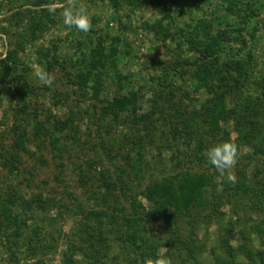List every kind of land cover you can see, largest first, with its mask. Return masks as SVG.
Here are the masks:
<instances>
[{"label": "rangeland", "instance_id": "obj_1", "mask_svg": "<svg viewBox=\"0 0 264 264\" xmlns=\"http://www.w3.org/2000/svg\"><path fill=\"white\" fill-rule=\"evenodd\" d=\"M148 1L163 3L162 12L150 2L133 8L130 0H78L91 19V29L85 33L63 24L60 12L67 0H0V154L15 151L14 143L17 148L16 143L26 137L20 163L12 160L11 167H4L5 160H0V205L21 215L0 216V264H102L91 258L87 247L75 251L74 263L66 259L65 253L72 241L81 243L75 234L82 228L83 218L74 214V206L83 205L86 212L104 206H96L92 198L97 190V174L100 171L112 176L116 164L126 167L122 159L126 153L130 154V163L135 162L137 156L130 140L147 133L142 126L136 130L133 124L125 127L112 123L111 117H102V109L115 97L135 94V104L121 114V119L131 122L136 112L153 113V119L164 112L174 121V109L179 108L195 125L205 145L200 154L196 136L189 145L178 144L173 149L167 144H147L142 160L150 169L141 175L140 184L134 180L126 185L132 196H138L159 178L191 169L213 180V185L206 187L207 201L213 191L227 195L223 187L237 189L241 181L254 188L264 185V110L256 113L252 109L258 98L264 104V0L253 1L258 14L249 28L256 30L253 42L246 29L238 28L241 18L227 12V0ZM49 4H55V14L48 11ZM159 23L163 26L160 33ZM203 26L223 41V61L236 55L249 61L238 93L224 94L228 88L220 82L221 73L216 72L221 67L213 68L208 79L212 91L193 81L195 71L207 67L202 62L203 46H199L206 41ZM100 41L106 56L112 49L115 52L103 69V91L99 99H94L90 88L96 87L94 82L92 86L80 85L77 76L87 72L89 53ZM9 53L13 59L16 54L18 71H14L12 61L5 64L11 65L10 72L5 70L2 61ZM41 69L54 77L51 87L35 77ZM220 109L224 110L223 118L219 127H213L210 117L218 115ZM56 123L67 126L58 133L52 127ZM15 125L22 127L18 134ZM53 135L66 152L57 150ZM224 141L238 146L231 170L235 183L209 162L200 163L210 145ZM140 169L146 171L147 166ZM138 199L147 211L151 210L145 198ZM45 200L49 203L47 210L40 208ZM122 204L128 206L124 200ZM253 207L252 203L241 206L234 201L221 209L225 214L223 225H231L235 231L233 238L226 239L234 249V257L224 244L228 230L222 231L218 223L195 225L193 216L174 217L173 227L189 250L168 246L167 223L146 218L144 225L147 236L161 245L157 253H165L172 264H264V205L260 211ZM109 237L114 249L105 260L107 264H142L143 251L124 250L113 234ZM242 244L250 250L249 255L240 251Z\"/></svg>", "mask_w": 264, "mask_h": 264}, {"label": "trees", "instance_id": "obj_2", "mask_svg": "<svg viewBox=\"0 0 264 264\" xmlns=\"http://www.w3.org/2000/svg\"><path fill=\"white\" fill-rule=\"evenodd\" d=\"M130 6L137 8L139 5L146 4L150 2L148 0H130ZM175 1V0H172ZM197 1V0H195ZM229 2V8L227 12L235 17H240L239 29L245 30L248 32V38L253 42L256 38V30L252 28L250 31L249 28L252 26V21L257 17L256 10L253 8V1L249 0L244 2L243 0H227ZM176 2V1H175ZM159 12H162L163 3L150 2ZM165 5V4H164ZM243 10L246 13H243ZM242 24V27H241ZM163 29L161 23L158 24V30L160 33ZM204 35L206 41L201 42L199 46L202 47L203 54V64L207 67H202L200 70L195 71L194 82H200L201 85L206 86L208 90H213V85H208V79L211 77L213 68H219L220 82H223L228 88V93L224 94H233L238 93L241 86V81L246 79L247 72L244 70L245 66L249 64V61L246 63L242 55H236L230 61H223L221 59V54L225 50L223 41L217 36L211 35L207 30L206 26H203ZM199 34V33H198ZM105 46L103 41H100L97 47L90 51V63L87 65V72H80L77 76L79 84L83 86H92L91 83L94 82L96 87H90L93 91L94 99H99L100 94L103 91V69H105V63L107 65L110 63L114 56V49L108 53L106 56ZM12 53L8 54V57L2 61L5 65L7 62L12 61L14 71H18L16 54H14V59L11 56ZM110 60V61H109ZM220 65V66H219ZM11 65L6 66L5 70L10 72ZM195 66V64H194ZM235 74V75H234ZM208 86V87H207ZM131 95L129 98L128 95ZM125 96L115 97L111 102L105 105L102 109V117L108 118L111 117V122L119 125L122 123L125 127L126 125L133 124L136 130L140 129L142 126L147 131L146 134L141 135L136 139L130 140L133 145V150L136 154V161L132 164L130 163V154L126 153L122 155V159L125 161L126 167L123 164H116V168L113 171L111 176L107 172H100L96 176V182H98L97 190L93 192L92 198L94 201H97V205H104L100 208H93L89 211H84L83 205L74 206V214H79L83 218L82 228H79L76 232V236L79 237L81 241L80 245H76L72 241L71 248H68L69 252L65 253L66 259L70 260L72 263L73 255L75 251H82V248L87 247L89 254L92 259H99L102 264H107L105 261L109 259V254L113 251V243L110 242L109 234H113L115 242L121 246L124 250H136L143 251L142 256L145 258L155 257L157 251L161 245L154 243L152 236H147L148 231L144 225V219H151L153 221H163L167 223V228L169 230V240L167 242L168 246H173L176 249L184 247L186 250V243L180 239L179 230L173 227L175 222L174 217L177 216H193V223L198 224H214L218 223L220 228L223 230H228L223 238H225V247L228 249L230 256L234 257L233 247L230 245L229 240L235 235L233 226L223 225L225 214L221 211L223 207L232 206L233 202L236 201L238 204L245 205V203H252L255 210L260 211L261 205H264V185H260L258 188L248 186L246 181L239 182L241 184L240 188H233L229 186H224L223 192L227 195L221 196L216 191L212 192L211 199L206 200L205 195L207 194V186L213 185V180L205 174H200L195 172L193 169L178 171L176 175H169L165 179H157L153 181L149 186H146L144 190L138 193V196H132L130 188H127L126 185L138 180L139 184L141 182V175L146 174L150 169L145 163L146 161L142 160L144 158V150L147 144H167L168 148L173 149L177 147L178 144H187L194 139V136L198 139V144L196 148L201 153L204 152L203 148L205 145L201 138L197 135L195 130V125L191 120H186L184 118V113L180 111L179 108H175V116L172 121L171 115H164V112H159L160 117L153 119L152 114L150 115H134L135 121H127V119H121V114L125 113L128 110V107H132L135 104V94L129 93ZM220 104H223L222 100ZM252 109L258 113L263 111V101L258 98L257 102L252 103ZM157 111V108H156ZM219 114L216 116L210 117L211 126L219 127V120H221L223 109L219 110ZM66 123H56L53 124L55 132L60 133L66 128ZM108 125L107 127H109ZM106 127V129H107ZM22 127L15 125L14 130L15 134L21 130ZM112 130V128H111ZM37 134L40 133L39 127L36 128ZM257 136L258 132L255 131ZM254 132V133H255ZM21 135V134H20ZM263 134L260 133V137ZM17 136V135H16ZM24 136V135H22ZM56 137V135H53ZM246 135V139L250 138ZM23 137L20 142H17V148L15 151H8L6 156L0 154V160H5L3 166L6 167L9 164V167L12 166V160L20 163V152H25L26 142ZM75 137H71V140ZM20 140V138H18ZM28 141V140H27ZM42 142V140H41ZM40 142V143H41ZM57 145V150L65 151L64 148H59L61 142L58 137L53 141ZM248 142V140H247ZM39 143V145H40ZM249 144V143H246ZM41 148V147H40ZM131 149V150H132ZM66 152V151H65ZM179 152V151H178ZM264 152V150H262ZM8 155V157H7ZM126 155V156H125ZM190 158V156H189ZM180 160H176L178 166ZM207 158L205 155L200 157V163H206ZM143 165L147 166L146 171L140 169ZM130 166L129 169H127ZM135 176V178H134ZM134 178V179H133ZM99 180V181H97ZM223 183H226L223 180ZM230 185V184H228ZM257 185V184H256ZM142 196L147 200L151 205V210H146L143 204L139 201V197ZM90 197V196H89ZM13 198V196H12ZM123 200L128 202V206L122 204ZM24 201V200H23ZM22 201V202H23ZM41 201L40 208L47 210L49 208V203ZM14 203V201H12ZM17 202V199H16ZM15 202V203H16ZM24 205L29 203L23 202ZM54 205H52L53 207ZM25 206H23V211ZM70 208V207H69ZM258 208V209H257ZM26 210V209H25ZM172 210V212H170ZM13 209L9 206L0 205V216L7 215L6 218H11L12 216L19 218L21 215L12 214ZM16 213V212H15ZM19 220V219H17ZM96 222V223H95ZM2 223L0 222V228ZM219 228V229H220ZM243 236V231L241 232ZM116 245V244H115ZM189 250V249H188ZM240 251L245 255L250 254V250L245 245L240 246ZM190 253L193 254L192 250ZM248 257V256H247ZM144 258V259H145ZM251 259V257H248Z\"/></svg>", "mask_w": 264, "mask_h": 264}, {"label": "clouds", "instance_id": "obj_3", "mask_svg": "<svg viewBox=\"0 0 264 264\" xmlns=\"http://www.w3.org/2000/svg\"><path fill=\"white\" fill-rule=\"evenodd\" d=\"M47 8L50 13H56L55 4H49ZM60 16L63 24L68 28H75L85 33L91 29V19L86 10L79 6L78 0H67L66 5L63 6V10L60 12ZM34 75L45 86L51 87L54 83V77L45 69L35 72ZM205 155L207 161L217 172L222 176L226 175L228 181L236 182V176L231 171L238 156V146L235 143L224 141L212 144L206 149ZM142 264H172V261L165 253L158 252L154 258H145Z\"/></svg>", "mask_w": 264, "mask_h": 264}]
</instances>
